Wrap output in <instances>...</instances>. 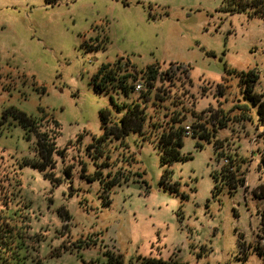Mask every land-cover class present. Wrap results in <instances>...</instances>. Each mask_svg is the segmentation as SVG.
I'll use <instances>...</instances> for the list:
<instances>
[{
  "label": "rangeland",
  "instance_id": "obj_1",
  "mask_svg": "<svg viewBox=\"0 0 264 264\" xmlns=\"http://www.w3.org/2000/svg\"><path fill=\"white\" fill-rule=\"evenodd\" d=\"M226 5L0 0V200L25 201L30 227L10 264H264L253 249L264 247V200L254 196L264 179V126L239 84L241 73L254 71L253 93L264 99V19ZM116 62L133 73L169 70L177 86L189 75L185 101L165 102L170 115L188 110L180 116L196 131L182 138L179 160L163 164L157 137L139 132L111 139L102 154L89 148L104 134L100 112L120 117L113 102L133 96L94 88L101 66ZM239 104L251 120L241 119L247 111ZM204 115L215 132L210 123L197 130ZM38 127L54 142L52 152L41 153ZM225 155L246 159L245 185L228 186ZM5 219L14 233L25 224ZM14 244L1 255L10 256Z\"/></svg>",
  "mask_w": 264,
  "mask_h": 264
},
{
  "label": "trees",
  "instance_id": "obj_2",
  "mask_svg": "<svg viewBox=\"0 0 264 264\" xmlns=\"http://www.w3.org/2000/svg\"><path fill=\"white\" fill-rule=\"evenodd\" d=\"M226 8L230 13H244L249 17H260L264 19V0H227ZM172 65L173 63L170 64V66ZM180 68H182L181 65L177 64V69ZM157 69V66H150L145 71H138L137 73H133L132 71L128 70L125 64L122 65L119 62L111 65L108 64L101 66V68L93 78V85L97 91L109 93L112 90H118L124 95L128 96L129 94H133V96L128 103L122 105H118L113 102L114 109L122 111L120 117L118 116L117 118H114V116L112 115L116 120H110V118L112 119V116L109 111L104 110L100 112L104 134L100 138L95 139V144L89 145V148H94L98 152V154H102L103 152H105L104 146L111 139L123 141V139L128 136L130 132H139L141 135H143L144 139H150L153 135L157 137V146L162 154L161 162L163 164L173 163L174 161L182 158L179 148L182 145V138L187 136L184 135L185 125L182 117L180 116V113L189 111L183 109V111L175 112L170 115L169 113H167L169 107L165 105V102H169L172 107L183 103V100L185 101V98L187 97L186 94L189 92L184 87V85L185 83L187 85H190L191 80L188 74L185 75L183 73V78L186 80V82L178 81L177 86L175 82H177L178 77H172L169 70L165 71V73L162 74L161 72H158L160 69ZM182 70L187 73V70H189V68H185ZM232 73V71L226 68L227 75H232ZM257 78L258 76L254 71L241 73L239 75V84L241 86V89L243 90V96L249 98L255 105H258L257 108L260 122L258 123V125L264 126V99H262L261 96L254 94L252 90ZM175 79L176 81L174 82L173 80ZM227 80V78H223L222 82H226ZM138 81L142 82L143 90L140 92H135L134 86ZM165 81L171 82L170 87L164 86L163 83ZM157 82H159L158 86ZM180 82L182 83L181 85L179 84ZM177 87H180V92H178L179 89ZM221 88L222 84H218V94H221ZM172 89H175V92H173V94H171ZM148 102L150 105H148ZM190 103L192 105V108H194L193 101H191ZM150 106L151 108H154L152 112H148V108ZM236 108H238L239 110L244 109L247 111V113H245V116L247 117L241 119L248 121L251 120L248 112L249 108L246 105L239 104ZM160 113L163 116L162 118L159 117ZM204 116L203 118L197 117L198 122H201V126L199 124L197 130L204 131L210 123V125L213 126V131L215 132L218 129L217 126L214 123H211L209 117L205 116L206 118H208L205 119ZM166 117H169L167 121H165ZM222 118L217 120L218 126H221L223 124L222 121H224L225 119L222 120ZM27 122L30 124L29 119H27ZM108 122L111 123L110 126H108ZM31 126L32 128L35 127L34 125ZM191 127V135H193L196 131L194 130L193 126ZM36 133L39 146L41 147V153H43L44 151L48 152V148H50V152H52L55 147L54 142H51V139L49 138V134H47L45 131L41 132L39 127ZM200 135L202 137H209V135L205 133H202ZM99 145L101 146L99 147ZM219 148L222 147L217 143L216 149ZM219 154L224 157V154H222L221 152ZM224 160H226L227 163H225V165L222 167V174L228 182V186L231 189H235L238 185H245V173L244 169H242V166L247 163L246 159L237 160L235 155H225ZM259 164L261 170L264 172V155L261 156ZM254 196L260 200H264V179L254 190ZM1 198L2 197H0V199ZM7 200H9L11 204L8 203V201L4 202V200L2 203V201L0 200V206H4L5 208L0 211V251L9 249L10 245L13 242H15V244L13 245L12 251L10 252V256L7 255L5 257L0 253V264H10V258L17 255V250L20 249V246L27 243L28 239L30 238V227H28V204L21 199L18 200V202L24 203V205L22 207H18V204L13 203V199H11L10 197ZM259 216V230L264 233V210L259 213ZM5 217L17 220L25 219L24 226H17V231L20 232L19 234L17 233V231L16 233L13 232L14 227H12L6 221ZM22 234H24L25 236H22ZM241 249L242 248L240 244V252H242ZM253 249L264 257V247L255 245ZM241 259L242 261L245 260L246 255L241 254V257H237V260Z\"/></svg>",
  "mask_w": 264,
  "mask_h": 264
},
{
  "label": "built area",
  "instance_id": "obj_3",
  "mask_svg": "<svg viewBox=\"0 0 264 264\" xmlns=\"http://www.w3.org/2000/svg\"><path fill=\"white\" fill-rule=\"evenodd\" d=\"M134 90H135V92L142 91L143 90L142 82H140V81L136 82V84L134 86ZM191 132H192V127L190 125H185L184 126V135L189 136V135H191ZM224 163H227L226 160H224Z\"/></svg>",
  "mask_w": 264,
  "mask_h": 264
}]
</instances>
